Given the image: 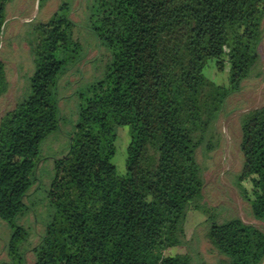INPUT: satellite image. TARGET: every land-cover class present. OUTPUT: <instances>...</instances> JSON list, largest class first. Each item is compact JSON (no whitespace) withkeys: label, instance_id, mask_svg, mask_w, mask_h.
I'll list each match as a JSON object with an SVG mask.
<instances>
[{"label":"trees","instance_id":"obj_1","mask_svg":"<svg viewBox=\"0 0 264 264\" xmlns=\"http://www.w3.org/2000/svg\"><path fill=\"white\" fill-rule=\"evenodd\" d=\"M8 1L0 0V33ZM70 9L61 0L46 20L32 21L27 90L0 116L8 264H26L30 232L19 219L39 182L40 144L60 129L53 88L84 56ZM263 15L264 0H89L86 22L107 56L100 76L77 91L67 147L52 158L31 264H192L190 252L171 251L187 243L191 210L207 213L204 234L219 264L263 261L264 230L239 217L218 219L202 201L196 158L199 147H216L213 124L223 104L254 74ZM7 88L0 59V96ZM123 125L129 139L118 171L116 128ZM239 127L236 185L264 221V102L243 111Z\"/></svg>","mask_w":264,"mask_h":264},{"label":"rangeland","instance_id":"obj_2","mask_svg":"<svg viewBox=\"0 0 264 264\" xmlns=\"http://www.w3.org/2000/svg\"><path fill=\"white\" fill-rule=\"evenodd\" d=\"M9 0L5 5V21L0 33V59L5 65L8 88L0 96V116L13 107L18 96L25 93L28 77L33 71L32 56L26 43L28 29L32 21L46 20L57 8L61 0ZM71 5L70 18L75 22V36L79 39L82 59H75L67 71L59 78L53 88L58 98L61 114L60 129L48 135L40 144L39 162L36 175L39 182L35 183L24 200L28 210L19 219L29 229L28 249L25 252L26 264H31L34 245L43 230L42 215L45 196V184L51 174L52 158L63 152L68 144L69 130L76 119L77 91H83L88 83L100 76L107 50L98 42L86 22L87 4L89 0H66ZM262 38L258 46L260 59L253 76L242 81L238 91L230 94L217 119L213 130L218 136L216 147L205 152L202 148L196 151V158L202 166L204 184L202 201L217 215L218 219L239 217L264 230V221L255 217L251 207L243 196V190L236 185V176L241 167L239 149L240 127L239 117L243 111L264 102V15L261 20ZM211 76L212 69L208 70ZM116 156L118 171L122 170V154L129 134L127 126L116 128ZM242 185L250 189L248 180ZM207 213L191 210L186 214L184 225L187 243L172 248L171 251H188L192 254V264H219V255L211 248L205 237ZM9 229L0 219V264H8L5 252V241ZM260 264H264V259Z\"/></svg>","mask_w":264,"mask_h":264}]
</instances>
